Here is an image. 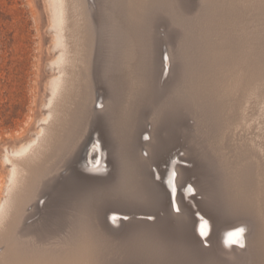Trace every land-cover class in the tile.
I'll list each match as a JSON object with an SVG mask.
<instances>
[{
    "label": "bare ground",
    "instance_id": "bare-ground-1",
    "mask_svg": "<svg viewBox=\"0 0 264 264\" xmlns=\"http://www.w3.org/2000/svg\"><path fill=\"white\" fill-rule=\"evenodd\" d=\"M146 1L148 5H138L150 18L153 48L147 51L144 77L137 73L138 68H145L142 62H131L135 45L129 18H140L138 12H132L136 4L131 0L45 1L53 22V31H48L55 34V55L49 65L54 76L49 80L48 113L38 134H32V139L13 155L12 151L5 155L13 170L0 203V245L11 234L15 193H25L36 185L41 188L36 198L34 195L28 204L24 202L32 209L21 210L20 229L11 243L13 252L8 249L11 261L2 262L0 258V264H264V138L252 132L254 136L239 131L229 134L264 81V41L255 45L258 51L262 48L260 54L254 51L256 47H252L250 56L242 54L243 45L237 47L239 36L235 33L241 26L240 0H227L223 26H218L225 35L224 54L219 50L209 59V76L202 78L204 81L194 90L202 100L207 97V105L214 103L217 113L212 118L206 114L207 131L211 132L210 173H199L200 178L193 182L195 170L179 163L190 161L193 153L185 158L170 153L176 141L156 135L163 129L160 124L152 126L151 131L141 125L132 102L145 100L148 89L155 95L163 94L160 86L164 79L176 85V95L185 98L186 103L191 99L195 84L192 86V75H188L193 46L190 34L204 17L207 21L211 18L212 0H184L191 15L177 11L176 0ZM153 6L176 10L175 24L168 26L169 31H159ZM139 7L135 6L136 11ZM81 8H85L97 31V48L93 47L91 60L96 51L110 47L120 58L126 83L138 86L132 87L130 101L124 100L128 105L122 106L117 94L104 100L102 108L114 115L113 120L98 114L99 102L90 77L94 61L88 77L84 48L80 43L70 45V30L82 20ZM192 9L199 10L200 15L193 16ZM74 33L70 35L76 37ZM220 75L222 81H218ZM169 108H163V112L171 111ZM104 120L107 133L103 139L99 130L95 134L97 127L91 132L89 128ZM142 148L148 152L146 158L140 153ZM118 149L117 157H111ZM194 155L199 157L196 152ZM110 162L114 163V172L104 178ZM66 165L70 171L61 182L58 177ZM195 194L203 199H196ZM44 198L47 200L41 209ZM107 198L119 204L101 208ZM133 215L139 217L131 219Z\"/></svg>",
    "mask_w": 264,
    "mask_h": 264
},
{
    "label": "rangeland",
    "instance_id": "rangeland-1",
    "mask_svg": "<svg viewBox=\"0 0 264 264\" xmlns=\"http://www.w3.org/2000/svg\"><path fill=\"white\" fill-rule=\"evenodd\" d=\"M45 1L46 0H0V203L4 199L5 184L7 181H9V176L11 175V172L13 170L12 162L5 157L6 153L10 154V152L12 151L11 154L13 155L14 152L16 153L18 150H20L21 146H24L32 139V134H38V129L42 128V122L43 120H45L46 115L48 113L47 98H49L50 95L49 80L52 78V76H54V70L50 69L51 68L50 66H51V62L53 61V56L55 55V51L53 49V46L55 45V34L54 32H52L53 22L47 11V5ZM131 3L136 4L137 7H139L138 4L144 3L145 5H148L149 1L131 0ZM263 3L264 0H250V1L240 0L239 6L242 8L241 26L237 29L235 33L236 35L239 36V38L237 39V42H239L237 47L240 48L239 46L243 45V48H240V51H242L243 53L242 52L241 53L245 54V56L247 54H248L247 56H250V54L253 52L252 47H256L254 51L257 52V54H260L259 52L262 51V48L260 49V51H258L257 48L258 46L255 45L261 44L262 40L264 41V31H263L264 6H262L264 5ZM135 6L132 8V12L135 13L138 12L140 18L137 19V16H135L136 17L135 18L133 14H132L133 17L131 16L129 18L128 25L131 28L130 37L132 38L135 45V48L133 49L134 55L131 62L132 61L134 63L138 61L142 62V65L145 68L144 70L138 68L137 73L140 74L142 77H144L142 74L144 73L146 75V59L148 56L147 51L148 48L150 49L153 48L151 24L149 21L150 18L146 16L145 8L144 10L141 9V5H140L139 7L140 11H136ZM175 6L177 11L180 10L187 15H191L190 9L188 8L189 6L184 0H176ZM211 6L213 8L212 9L213 14L211 18L207 21L206 20L207 18L204 17L202 19V22H199L195 25L196 30L193 33L191 32V34L189 32L193 46H192V57L190 58L191 73L188 72V75L189 76L192 75L190 80L192 82V86L195 84L194 88L192 87L191 89V95H192L191 99H189V101L186 103L185 98L182 99L181 97L176 95V85L170 83L167 84L166 80L164 79L160 86L161 91L162 90L164 91V93L162 92L163 94L155 95L156 92L154 90L148 89L145 91L146 92L145 100L132 102L134 103L132 105V108H134L137 114V121L140 122L141 125H143L147 129L149 128L148 131H151L152 126L155 127L156 125L160 124L163 127V129L161 131H158V134L156 135H158V137L160 138L165 137L168 140L176 141L175 142L176 144L174 148L171 150L172 152L170 153L178 154L179 157L181 156L180 158H185L186 156H190V153H193L191 154L192 159L190 158L191 162L190 161L179 162L181 165H184L191 170L192 169L195 170L192 176L193 182H195L198 178H200V174L210 173V159L208 156L210 154H208L209 153L208 145H210L209 134L211 132L209 133L207 131V128H209V123L206 120V114L212 118L215 115V113H217L216 106L214 105V103L207 105L208 104V99H206L207 97L205 96L202 100L194 90H196V88L199 87L200 84H202V82L204 81V79L202 80V78L206 79L209 76L207 74L210 68L209 65H211V63H209L210 62L209 59H211V57H213L219 50L221 51L219 53L223 55L225 50L223 48L225 47L226 44L225 35L223 34L224 31L219 27L223 26L222 24L224 22L227 0H212ZM152 9L155 12L154 16L158 23L159 31H161V33H165L169 31L168 26L175 24V22L173 21H175L174 14L176 13V10H172V11L162 10L157 6H153ZM192 11H193L192 12L193 16L197 14L200 15L199 10L192 9ZM79 12L82 20H80V23L74 25L73 30L72 29L70 30L71 31L70 33L73 34V32H75L74 34H76L75 35L76 37H73L74 35L72 36L69 33V38L71 39L70 45L73 46L72 43L75 45L80 43L79 45L82 46V50L84 48L83 61H85L84 66L88 77H89L88 74H90L92 68L91 62L94 61L93 62L94 65L90 77L93 84V91L97 98L96 100H98L97 102H99L96 104L97 109L99 110L98 114L99 115L101 114L100 116H103L104 114V116L109 117L108 119L113 120L115 119L114 115L108 113L105 109L102 108V105L105 104L104 100L106 101V99H108L110 96L117 94L116 96L120 100L119 102L121 103L122 106H125L127 104V101H130V98L133 96V94H131L132 92L130 91H132L133 88H136L138 86L134 84H129V82L126 83L127 81L124 78V74L120 70L121 66H119L120 58L117 56L116 53H114V51H112L113 49L111 50L110 47H108L106 50L102 49L99 50L98 52L96 51L93 55L94 60H91L92 59L91 51L93 47L94 49L97 48V35H96L97 31L95 32L96 29L94 27V24H92V22L91 23L89 22L87 17L88 16L87 11L85 10V8H81ZM81 24L83 25L81 26ZM48 30H52V31H48ZM93 31L95 34L93 33ZM71 37H73V39ZM78 38H80L81 41L79 40L78 42ZM74 39L77 40L75 41ZM147 40H149L148 43ZM75 45H74V49H75ZM205 58H207L208 60H206ZM200 59L201 61L199 62ZM223 61L224 59H222V62ZM122 63H124L123 57L121 59V64ZM127 67L131 72L132 70L131 66L127 65ZM223 68L224 67L222 66L221 70H223ZM218 81H222L221 75L220 78H218ZM261 83L260 86L257 87L259 91H257L256 89L255 91L256 94L254 93L253 95L254 99L252 96L251 98L252 101L247 103L246 110L244 112L242 111V113L239 115L240 117L238 116L236 118L241 123L235 120L234 122L237 123L239 122V125L237 123L233 124L234 127L233 129L231 127L229 134H234V133L238 134L240 132L241 134L247 133L246 135L248 136L252 132L253 134L256 133L254 134L255 136H261L262 139L264 138V132H263L264 128H262L264 127L263 124L264 123V98H263L264 81ZM258 95L259 96L262 95V96L259 97ZM261 97L263 98V100ZM257 98H259L260 100ZM124 100L127 101L124 102ZM139 103L141 104L143 103V105ZM135 104L136 106H134ZM252 105L254 106L257 105V107H254ZM168 107H170L168 110L171 109V111L163 112ZM249 107L250 108L254 107L255 110L254 108L250 109ZM252 115L254 116L252 117ZM247 118L248 120L244 121ZM105 123H106L105 120L104 123L101 124H99L98 122H96L95 124L94 122L91 124L89 131L91 132L92 127L93 129L94 127H97L95 130L96 131L95 134H97L99 130L101 132L100 135L103 138V134L107 133V123L106 124ZM205 131L206 133H204ZM253 134H250L249 136H254ZM145 137L146 135L142 137V140H144ZM3 151H4V155H3ZM195 152L198 154L199 157H196L194 155ZM114 153H111L110 156L117 157V155L119 154V149H118V153L115 154ZM140 153L145 158L148 156V152L146 151V148H142ZM4 160L6 161L8 160L7 162L9 164ZM113 164H114L113 162L109 163V167H110L108 168L109 172L105 175L104 178H109V176L114 172L115 168ZM73 166H75V164ZM162 166L165 167L166 165L163 164ZM69 167H70L69 165H66L61 169L60 176L58 177L59 181L63 182L64 177L68 175L70 171ZM155 169L156 167L153 166L152 170ZM38 187L41 188V185H38ZM36 188L37 185L34 188L28 190L29 192L28 191L25 193L19 192V194L15 193L16 196H14V200H13L14 202L12 203V206L15 207L11 208V215H10L12 228H10L9 232L11 234L9 237L4 238L3 241L5 242H3L2 245H0V249L2 247L0 252V258L4 259V261L2 259V262L9 263L11 261L12 253L10 251L13 250L12 244L14 239L16 238V233L20 229V221H21L20 212L21 210L26 211L28 209L31 211L32 205L28 207V205H26L25 203H27L29 199L34 198L35 193L36 194L39 193L38 190L39 188L37 189ZM35 189L38 190V192ZM199 195L201 197L197 196V194H195L194 197L198 200H202L203 196L201 194ZM37 196L35 195V198ZM42 200L43 201H40L41 202L40 206L42 207L41 209L44 208V204L47 198H44ZM106 200L104 203H102L103 205L101 206V208H106L109 204L110 205L112 204L115 205L116 203L119 204V201L115 199L107 198ZM254 201L255 200H253L252 202L254 203ZM160 214L161 216H163L164 212L161 211ZM138 217L139 215H133L131 219ZM127 220H129V218H127ZM149 220L153 221L152 218H149ZM233 220L234 219L230 220L229 222H233ZM13 226H15V228ZM8 249H10V251Z\"/></svg>",
    "mask_w": 264,
    "mask_h": 264
},
{
    "label": "water",
    "instance_id": "water-1",
    "mask_svg": "<svg viewBox=\"0 0 264 264\" xmlns=\"http://www.w3.org/2000/svg\"><path fill=\"white\" fill-rule=\"evenodd\" d=\"M90 174H91V173H90ZM90 174H89V176H94V177H96V176H97V177L101 176V175H94V174H91V175H90Z\"/></svg>",
    "mask_w": 264,
    "mask_h": 264
}]
</instances>
